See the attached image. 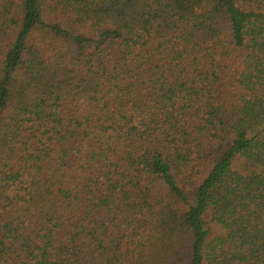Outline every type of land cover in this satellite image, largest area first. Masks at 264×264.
I'll list each match as a JSON object with an SVG mask.
<instances>
[{"label": "trees", "instance_id": "obj_1", "mask_svg": "<svg viewBox=\"0 0 264 264\" xmlns=\"http://www.w3.org/2000/svg\"><path fill=\"white\" fill-rule=\"evenodd\" d=\"M0 264H264V0H0Z\"/></svg>", "mask_w": 264, "mask_h": 264}]
</instances>
